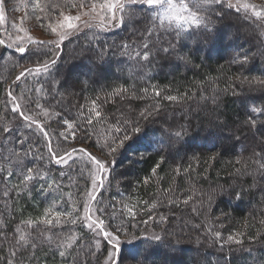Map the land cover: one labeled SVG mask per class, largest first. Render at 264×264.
Masks as SVG:
<instances>
[{
    "label": "trees",
    "instance_id": "obj_1",
    "mask_svg": "<svg viewBox=\"0 0 264 264\" xmlns=\"http://www.w3.org/2000/svg\"><path fill=\"white\" fill-rule=\"evenodd\" d=\"M13 1L21 3V0ZM19 7L30 11V0L27 7L22 3ZM136 9L134 18L126 20L123 27L106 31L84 28L70 36L61 46L58 71L54 69L51 76H26L13 84L16 75L24 67L32 66L33 60L27 53L22 56L15 52L7 43L0 45V126L10 121L13 127L11 142L8 145L0 142V148L23 150L35 142L39 152L27 157L25 163L43 166L37 156L40 152L46 155L45 139L35 128L29 130L14 119L17 114L10 111L6 96L10 86L15 94L31 84L32 91L26 89L24 94L31 97L32 104L35 106L34 102L39 101L61 114L46 125L50 134L64 130L63 119L79 121L80 111L87 112L91 100L98 96L97 103L109 122H114L113 117L119 118L121 112L127 114L129 104L138 111L159 100L160 112L149 121H141L147 136L139 141L134 138L115 154L114 170L97 192L98 206L104 209L102 216L106 223L113 228L124 226L125 231L120 233L121 264H166L168 260L174 264H199L203 258L206 264H264V224L260 223L264 219V172L257 171V165L252 163L253 152L259 153L264 141V88L236 79L243 76L264 78L262 29L247 20L242 10L232 8L225 9L227 14L223 18L213 16L208 29L189 28L177 36L175 27L159 28V21H152L143 6L137 4ZM33 14L35 19L40 15L38 10ZM37 22L44 23L42 27L51 35L46 21ZM153 24L157 29L150 39L156 41L158 38V47L172 45L167 53L153 49L148 61L121 54L125 51L119 47L121 41H136L139 45L142 34ZM0 39H3L1 33ZM126 51L131 52L132 48ZM243 56H248V63L243 66L233 63ZM53 77L60 81L55 92L51 91ZM41 84L46 93L34 91ZM153 87L161 90V97L151 95ZM117 88L129 90L122 94L124 99L112 95ZM143 88L149 89L148 98L128 99L132 91L140 95ZM185 93L187 96L177 102L163 99L167 95L183 97ZM249 118L255 119L257 124H248ZM79 122L82 125L83 122ZM181 129L185 133L183 136H171V131ZM90 131L95 133L90 139H82L78 132L77 138L63 142L62 148L67 151L83 146L103 156L100 145L108 134L104 123L94 121ZM22 135L29 137L23 146L18 143ZM52 139L55 142L57 137L53 135ZM73 155L76 163L72 167L53 163L48 168L63 191L78 198V191H83L88 184L86 173L84 179L78 173L87 165L81 154ZM161 156L164 161L156 176L143 184ZM241 158L248 162L247 169L236 163ZM177 167L179 173L175 171ZM61 171L66 175L61 177ZM70 177L77 183L73 184ZM18 179L13 175L7 183L11 186ZM4 183L0 180V219L7 227H0V231L9 239H0V264L11 259V240L16 225L21 220L41 216L44 209L62 195L41 191L40 185L46 186L47 181L36 180L28 190L13 191L4 197ZM166 189L173 191L166 192ZM188 195H193V200L182 203ZM169 198L178 202L169 204ZM143 202L156 203L157 207L149 210ZM70 203L65 197L57 210H67ZM125 206L135 208L134 219ZM161 216L166 219L161 221ZM75 230L83 233L85 242L93 235L82 225H77ZM216 231L221 233L220 238L214 237ZM237 233L242 234L238 238L243 243L227 240L229 235ZM157 235L160 240L154 239ZM103 246L110 245L103 242ZM102 253L105 254L104 249ZM63 260L57 249L44 245L36 250V260L32 264H61ZM91 264L97 261L91 259Z\"/></svg>",
    "mask_w": 264,
    "mask_h": 264
},
{
    "label": "snow or ice",
    "instance_id": "obj_2",
    "mask_svg": "<svg viewBox=\"0 0 264 264\" xmlns=\"http://www.w3.org/2000/svg\"><path fill=\"white\" fill-rule=\"evenodd\" d=\"M21 3L27 7L28 0H21ZM33 11H37L40 15L36 16L38 21H46V27L55 37L54 39H36L28 29L21 24H13L17 34L9 35L7 41L0 39V45L6 44L10 48H14L15 52L22 56L27 53L29 58L33 60L30 67H24L22 71L16 75L13 84L21 81L26 76H51L54 69H56L57 62L62 52V45L70 36L81 31L82 28H97L101 31H106L109 28L123 27L126 20L131 21L136 15V5L143 6V11L150 15L152 21H159V28L168 29L175 27L177 36L182 32H186L189 28H205L213 23L212 17L223 18L226 15L225 9L235 8L237 11H243L245 18L255 24L257 28L262 29L261 35H264V4L258 5L256 3H249L248 0H31ZM154 9H158L154 10ZM72 10H75V15H72ZM26 18V17H25ZM5 19V0H0V22ZM41 26H45L42 23ZM157 29V25L153 24L142 34V40L137 45L136 41H121L120 48L122 55H128L130 59H139L140 61H148L153 55V49L156 51H163L167 53L169 47H158V38L156 41L151 40L153 32ZM133 45L137 47L133 48ZM132 48L131 52H128ZM248 56H243L239 60H234L233 63L243 66L248 63ZM18 63V62H17ZM58 71V69H56ZM242 83L249 85H258L264 88V78L247 76L236 77ZM60 81L54 77L51 80V91L55 92L56 85ZM32 89H29L31 92ZM36 93H46L47 90L41 84L35 87ZM127 88H117L112 95L118 96L121 99L125 97L123 93H128ZM140 95L136 91H132L128 96L129 100H145L149 96V89H140ZM152 96L161 97V90L153 87ZM8 103L11 105L10 111L16 113L14 119L22 123L23 127L27 129H36L45 139L44 148L46 155L39 153L37 159L42 162L43 166L33 164L27 166L26 158L39 152V146L33 142L27 149H19L16 147L0 148V173H6V176H0V180L5 181L2 185V195L8 197L13 191L19 193L29 189L30 184L36 180H46L45 184L40 185L41 191H53L62 193L59 199L53 202L44 209L41 216L35 219L29 218L21 220L13 230L11 240V259L6 260V264H32L36 260V250L48 245L58 250V255L64 260L61 264H91V259H95L97 264H121V250H120V233L125 231L123 224L113 228L109 223H106L102 216L104 209L99 207L97 199V192L104 187L110 173L114 170L116 163L114 156L121 149L125 148L128 142L139 141L147 136L141 127V121H149L154 115L161 110V104L157 100L153 104H148L138 111L129 104L127 114L121 112L119 118L113 117L114 122H109V118L103 115L101 105L97 103L100 99L91 100V107L87 112L80 111L79 121L63 119L62 123L65 126L63 131L49 133L46 125L54 117H59L61 114L50 110L39 101L34 102L35 108H29L33 103L30 96L26 97L23 91L14 94V90L10 86L6 90ZM176 95H167L163 99L169 102H177L184 99ZM213 103L216 97L213 96ZM81 109L84 105L80 106ZM39 110V111H37ZM43 117V120L40 119ZM94 121L103 122L107 129V135L104 136L103 144L100 145V150L103 156H97L88 151L87 148L73 147L65 151L62 148V143L67 142L70 138L75 140L77 133L82 134V139H90L95 133L90 131ZM248 124L255 126L257 121L249 118ZM13 127L11 122H7L0 126V142L8 145L11 140V133ZM143 133V134H142ZM5 134H8L5 136ZM142 134V135H138ZM184 130L171 131V136L181 137ZM55 135L57 140L54 142L52 137ZM29 140L28 136L22 135L18 139V143L23 146ZM261 151L259 153L253 152L254 159L252 163L257 165V171L264 172V141L261 142ZM75 153L81 154L86 158V165L81 167L78 173L81 179L85 178L88 181L87 186L83 191H78V198L74 197L71 192H64L61 183L51 176V170L48 168L49 164L63 165L72 167L75 165ZM72 162L71 164L69 162ZM164 157H160V161L151 169V176L143 179V184H148L153 176H156L157 169L163 163ZM237 164L247 169L249 164L243 158L236 161ZM179 173V167L175 170ZM188 171V169H185ZM239 172L240 169L238 168ZM16 175L19 179L15 184L7 183L8 178ZM61 177L66 173L61 171ZM72 183H77L75 178H71ZM166 192L173 191L166 189ZM239 195V194H237ZM65 197L71 202L67 210H57L58 206L64 201ZM211 196L208 197V202H211ZM193 200V195H188L182 201L188 204ZM169 204L177 203V200L171 198L167 201ZM149 210L157 207L156 203L148 204ZM127 207V206H125ZM194 212L196 208L192 209ZM128 214L134 219L136 217V210L134 207H127ZM161 221L166 217L161 216ZM264 224V219L260 221ZM23 225V227H22ZM82 225L93 235L88 242L83 239V233L77 232L76 226ZM43 226V227H41ZM0 227H7L5 221L0 219ZM59 229V231H54ZM212 232V229H208ZM214 237L220 238L221 233L216 231L213 233ZM240 233L236 235H229L227 240L235 244L243 243L242 239L238 238ZM0 239L8 240L5 232L0 231ZM154 239L160 240V236H155ZM102 242L111 246L109 251L107 247L104 248L105 255L100 259L98 253L101 251ZM31 249V252H29ZM20 257L17 260V257ZM135 258V257H133Z\"/></svg>",
    "mask_w": 264,
    "mask_h": 264
},
{
    "label": "rangeland",
    "instance_id": "obj_3",
    "mask_svg": "<svg viewBox=\"0 0 264 264\" xmlns=\"http://www.w3.org/2000/svg\"><path fill=\"white\" fill-rule=\"evenodd\" d=\"M249 3H256L258 5L264 4V0H248ZM19 4H21L19 1H13V0H5V19L3 22H0V33L7 41L8 36L17 34L16 29L13 28V24H21L23 23V26L28 29L30 34L36 38V39H54L55 37L49 33H46L45 29L37 22L35 19V16L33 14L32 9V3L30 0V11H25L22 7H19ZM157 10L158 9H154ZM72 15H75V11L72 10ZM26 17V18H25ZM84 29V28H82ZM98 30V29H97ZM31 84H29L23 92L29 91ZM18 86L15 87V90ZM27 89V90H26ZM29 108L34 109L35 106L33 104L29 105ZM42 118V117H40ZM110 176V175H109ZM103 242H102V248L100 251L101 258L103 259ZM107 249L110 251L111 246H108ZM174 262V261H172ZM170 262L169 260L166 262V264H174ZM199 264H206L205 259H201Z\"/></svg>",
    "mask_w": 264,
    "mask_h": 264
}]
</instances>
